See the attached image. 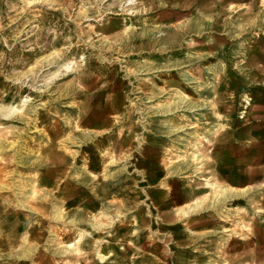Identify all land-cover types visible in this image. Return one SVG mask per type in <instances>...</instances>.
<instances>
[{
  "label": "rangeland",
  "instance_id": "rangeland-1",
  "mask_svg": "<svg viewBox=\"0 0 264 264\" xmlns=\"http://www.w3.org/2000/svg\"><path fill=\"white\" fill-rule=\"evenodd\" d=\"M259 150L264 0H0V264H264Z\"/></svg>",
  "mask_w": 264,
  "mask_h": 264
},
{
  "label": "crops",
  "instance_id": "crops-1",
  "mask_svg": "<svg viewBox=\"0 0 264 264\" xmlns=\"http://www.w3.org/2000/svg\"><path fill=\"white\" fill-rule=\"evenodd\" d=\"M261 150L257 152L256 155L252 156L245 165H233V172L236 171V176H234L232 183L229 185L233 189H242L245 186L251 187L256 186L257 190L264 185V152L261 153ZM235 164V163H234ZM224 181H227L224 179ZM240 192V191H239ZM99 251H97L98 254ZM100 254V252H99ZM101 255H98V258ZM104 259H100L104 261Z\"/></svg>",
  "mask_w": 264,
  "mask_h": 264
},
{
  "label": "bare ground",
  "instance_id": "bare-ground-1",
  "mask_svg": "<svg viewBox=\"0 0 264 264\" xmlns=\"http://www.w3.org/2000/svg\"><path fill=\"white\" fill-rule=\"evenodd\" d=\"M227 192V190L226 189H222L221 190V192ZM199 204H195L194 205V207L193 208H189V210L188 211H185L184 209L183 210H180V213L182 214V215H186L189 211L191 212V211H198L199 210ZM55 212H56V214L53 216V218L57 221V220H62V219H64V216L62 215L63 214V211H59V208H56L55 209ZM99 218L100 217H98V218H95L93 221H90V222H88V224H90L89 226H93V227H100V226H102L103 224L100 222V220H99ZM74 222V220H72L71 221V223H73ZM108 224L107 225H110L111 224V221H109V222H107ZM106 224V223H105ZM32 230V229H31ZM32 231H34V230H32ZM85 234H86V232H82V234H79V240L78 241H80V240H83L84 239V237H85ZM53 238L55 239V238H57L58 236L56 235V232L55 233H53ZM78 243V242H77ZM74 247H75V245H73L72 246V249H74ZM65 249V251H68L69 250V247L68 248H64ZM48 253V252H47ZM34 254V251H32L31 252V250H28V251H26L25 253H23V255H21L20 257L22 258V259H24V260H29V259H31V257H32V255ZM98 255H100L99 254V252H98ZM104 257L105 256H99V258L100 259H104ZM51 259V258H50ZM50 261H52V260H50Z\"/></svg>",
  "mask_w": 264,
  "mask_h": 264
}]
</instances>
